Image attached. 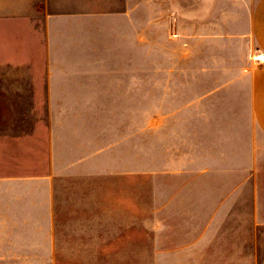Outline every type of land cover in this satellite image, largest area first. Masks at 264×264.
Listing matches in <instances>:
<instances>
[{
	"label": "crops",
	"instance_id": "crops-1",
	"mask_svg": "<svg viewBox=\"0 0 264 264\" xmlns=\"http://www.w3.org/2000/svg\"><path fill=\"white\" fill-rule=\"evenodd\" d=\"M168 10L191 25L176 56L189 46L206 81H175L191 95L159 114L152 255L264 264V0H0V183L133 162L136 25Z\"/></svg>",
	"mask_w": 264,
	"mask_h": 264
},
{
	"label": "rangeland",
	"instance_id": "rangeland-1",
	"mask_svg": "<svg viewBox=\"0 0 264 264\" xmlns=\"http://www.w3.org/2000/svg\"><path fill=\"white\" fill-rule=\"evenodd\" d=\"M170 15L136 25L133 162L108 152L97 171L67 167L49 181L0 183V264H158L159 114L191 95L175 81H206L187 69L189 46L176 56L175 29L186 38L191 25L175 26Z\"/></svg>",
	"mask_w": 264,
	"mask_h": 264
},
{
	"label": "built area",
	"instance_id": "built-area-1",
	"mask_svg": "<svg viewBox=\"0 0 264 264\" xmlns=\"http://www.w3.org/2000/svg\"><path fill=\"white\" fill-rule=\"evenodd\" d=\"M256 59L259 61H264V54L256 56Z\"/></svg>",
	"mask_w": 264,
	"mask_h": 264
}]
</instances>
